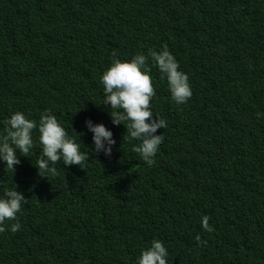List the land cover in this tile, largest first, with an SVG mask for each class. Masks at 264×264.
Returning <instances> with one entry per match:
<instances>
[{
	"label": "trees",
	"instance_id": "obj_1",
	"mask_svg": "<svg viewBox=\"0 0 264 264\" xmlns=\"http://www.w3.org/2000/svg\"><path fill=\"white\" fill-rule=\"evenodd\" d=\"M164 45L192 96L176 105L152 68L167 128L148 167L112 125L100 77L114 50L124 61ZM45 110L70 136L104 124L116 146L97 156L92 134L77 136L89 159L48 180L38 144L15 171L0 162V196L27 199L21 229L0 233V264H135L153 239L168 264H264V0H0V121Z\"/></svg>",
	"mask_w": 264,
	"mask_h": 264
},
{
	"label": "clouds",
	"instance_id": "obj_2",
	"mask_svg": "<svg viewBox=\"0 0 264 264\" xmlns=\"http://www.w3.org/2000/svg\"><path fill=\"white\" fill-rule=\"evenodd\" d=\"M151 61V63H149ZM155 68L162 81H167L170 99L176 105H183L192 96V88L188 75L180 70L179 62L164 45L160 51L149 49L147 54L138 53L128 60L122 61L118 51L114 50L109 67L100 77L102 85V106L107 107L113 126L123 125L129 141H136L133 151L148 167L155 163L164 135H157L159 129H166L167 122L152 110L151 101L156 95L152 68ZM3 133L0 134V162L5 163L9 171H15L20 156L26 157L38 144L40 156L36 162L38 176L41 178L58 175L55 165L63 162L65 168L81 165L89 159V154L81 151L76 137L92 134V153L99 156L103 151L105 157H111L116 146L114 134L104 124H94L91 119L84 122L86 132L70 136L65 127L58 121L51 110H45L39 121L29 119L23 112L15 111L10 117L0 121ZM38 132V141L33 134ZM107 145V147H106ZM18 153L20 155H18ZM82 169V168H81ZM27 199L17 190V186L4 191L0 196V233L8 230L16 233L21 229L18 214H22ZM210 217L204 215L200 226L205 232H212ZM8 221H15L6 229ZM198 245L206 244L197 234ZM169 252L163 241L153 239L142 248L135 264H168Z\"/></svg>",
	"mask_w": 264,
	"mask_h": 264
}]
</instances>
